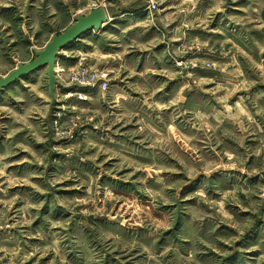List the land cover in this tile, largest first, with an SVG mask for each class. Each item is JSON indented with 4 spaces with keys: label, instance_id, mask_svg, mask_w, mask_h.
<instances>
[{
    "label": "rangeland",
    "instance_id": "374dc122",
    "mask_svg": "<svg viewBox=\"0 0 264 264\" xmlns=\"http://www.w3.org/2000/svg\"><path fill=\"white\" fill-rule=\"evenodd\" d=\"M150 1L0 0V78L146 22L65 49L55 105L46 68L0 95V264H264V0Z\"/></svg>",
    "mask_w": 264,
    "mask_h": 264
},
{
    "label": "water",
    "instance_id": "95a60500",
    "mask_svg": "<svg viewBox=\"0 0 264 264\" xmlns=\"http://www.w3.org/2000/svg\"><path fill=\"white\" fill-rule=\"evenodd\" d=\"M109 20L107 10L103 7L93 9L89 14L77 17L75 23L65 31L55 34L45 49L36 51V58L28 63L20 64L16 69L0 78V95L7 87L15 84L21 79L28 78L32 73L47 69L50 94L53 98L52 105L57 102V64L60 53L71 47L85 34L101 30Z\"/></svg>",
    "mask_w": 264,
    "mask_h": 264
},
{
    "label": "crops",
    "instance_id": "0c3cea01",
    "mask_svg": "<svg viewBox=\"0 0 264 264\" xmlns=\"http://www.w3.org/2000/svg\"><path fill=\"white\" fill-rule=\"evenodd\" d=\"M92 11V10H91ZM90 11V12H91ZM89 12V13H90ZM89 13H87V14H89ZM107 13H108V17H109V22H107L106 23V28H109V25H115V23H117V24H119V23H134V22H136V21H139V22H144V23H146L145 22V20H142L143 18H137V17H135V16H133V15H122V16H119V17H114V18H111V16L109 15V12L107 11ZM147 21H149V20H147ZM65 31V30H64ZM110 35H113V37L111 38L112 40H110V42H109V40H107V42H106V51H105V54H106V57L107 58H110V56H116V53L117 52H119L120 53V51L121 50H124V48L126 47V43H125V41L120 37L121 35H125L124 33H123V30H122V32H120V33H118L117 35H115L114 33H111ZM190 35V34H189ZM149 38V37H148ZM147 38V39H148ZM108 39H109V37H108ZM132 40V39H131ZM151 43V42H150ZM135 44L134 43H130L129 44V47L130 48H133V47H135L134 46ZM73 46V45H72ZM68 49V48H67ZM66 49V50H67ZM112 50V51H109V50ZM65 50H63L61 53H60V58L58 59V64H57V69H58V67H59V65H61V64H66L67 62H69V61H67V59L68 58H66V59H64L65 61H60L61 60V54L64 52ZM112 63H114V61L112 62ZM109 64V63H108ZM51 95V94H50Z\"/></svg>",
    "mask_w": 264,
    "mask_h": 264
},
{
    "label": "built area",
    "instance_id": "2783aa9c",
    "mask_svg": "<svg viewBox=\"0 0 264 264\" xmlns=\"http://www.w3.org/2000/svg\"><path fill=\"white\" fill-rule=\"evenodd\" d=\"M158 7L159 5L155 1L151 0L148 9L154 11L157 10ZM81 63L82 62H80V64ZM85 78L86 81L84 80ZM76 79L78 80L79 83L87 87L95 88L98 86L100 89L104 91H107L110 88V82L106 79V76L100 78L97 74L88 73L87 70L84 75L79 74ZM80 97H82V95H80Z\"/></svg>",
    "mask_w": 264,
    "mask_h": 264
}]
</instances>
